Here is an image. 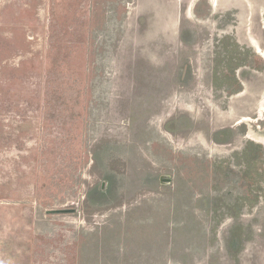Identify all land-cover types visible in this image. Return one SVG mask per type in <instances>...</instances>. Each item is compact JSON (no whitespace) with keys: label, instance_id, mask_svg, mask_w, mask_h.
Here are the masks:
<instances>
[{"label":"rangeland","instance_id":"374dc122","mask_svg":"<svg viewBox=\"0 0 264 264\" xmlns=\"http://www.w3.org/2000/svg\"><path fill=\"white\" fill-rule=\"evenodd\" d=\"M235 44L264 0H0V264H264Z\"/></svg>","mask_w":264,"mask_h":264},{"label":"flooded vegetation","instance_id":"af4514ba","mask_svg":"<svg viewBox=\"0 0 264 264\" xmlns=\"http://www.w3.org/2000/svg\"><path fill=\"white\" fill-rule=\"evenodd\" d=\"M235 45L234 46L238 50L237 56L238 57L244 56V58H245V61L243 63L237 65L235 68L236 81H238V82L236 84V88H234V90H235L234 93L236 94V96L239 97L241 95L242 90H243L242 86L245 83V82H243V80H248L247 78L251 77V72L255 73L256 70H260V69L262 70L263 69V67H264V55H262V53L255 46V44H253V48H254L255 52L260 55V58H262L261 59L262 63L259 65L258 63L255 62V60H254L255 57L253 58L252 54H250V52L252 51L250 48L245 47V46H241L239 44H235ZM260 49H262V48L260 47ZM257 67H258V69H257ZM186 71H187V68H186ZM253 109H256L254 114H253L254 117L253 118L249 117V119H248V121H250V122H257V124L253 125L254 129H253V135L252 136H253V138L256 136L255 138H258V139L262 138V140H263L264 139V109H263L260 116L258 115L256 104H253ZM244 120H246V119H242V120H240V122L241 123H247ZM240 122H238V124ZM238 124H236V125H238ZM237 134H241V133L238 131ZM249 139H251V140L250 141L246 140L245 144L243 145L244 146L243 149H246L248 143L253 141L252 138H249ZM163 179L167 180L168 178L167 177L162 178V176H161L162 181H163ZM171 180L172 179L167 180V183L171 182ZM113 189H114V186L111 185L110 189L108 188V192H112V191L114 192L115 189L114 190ZM91 191L93 193L98 192V191L106 192L104 185L102 187H100L99 190H95V191L91 190ZM97 195H99V194L97 193Z\"/></svg>","mask_w":264,"mask_h":264},{"label":"trees","instance_id":"16d2710c","mask_svg":"<svg viewBox=\"0 0 264 264\" xmlns=\"http://www.w3.org/2000/svg\"><path fill=\"white\" fill-rule=\"evenodd\" d=\"M262 148V145H254L253 142H249L246 149H244V153H246L247 159L250 161L252 160L253 162L259 159V153H260V149ZM254 163V164H255ZM250 166V165H249ZM248 175V170L245 171ZM68 172H66V169H60V171L58 172V175L55 176V182L54 184H56L57 187H60L61 185H63V182L66 181L67 179H70V174L72 175L73 172L67 174ZM237 225H235V227L232 229L233 233L232 235L238 236L240 235L237 228Z\"/></svg>","mask_w":264,"mask_h":264},{"label":"water","instance_id":"95a60500","mask_svg":"<svg viewBox=\"0 0 264 264\" xmlns=\"http://www.w3.org/2000/svg\"><path fill=\"white\" fill-rule=\"evenodd\" d=\"M164 178V177H162ZM168 179L167 180H170L171 177H167ZM76 211L75 208H65V209H51V210H48V212H53V213H68V212H74Z\"/></svg>","mask_w":264,"mask_h":264},{"label":"bare ground","instance_id":"6f19581e","mask_svg":"<svg viewBox=\"0 0 264 264\" xmlns=\"http://www.w3.org/2000/svg\"><path fill=\"white\" fill-rule=\"evenodd\" d=\"M257 46V48H258V50L260 51V52H262V53H264V51L262 50V49H260L259 47H258V45H256ZM264 108V107H263ZM256 137V136H255ZM262 139V138H261Z\"/></svg>","mask_w":264,"mask_h":264}]
</instances>
